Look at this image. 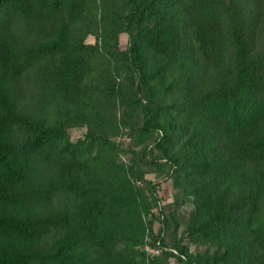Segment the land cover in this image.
Wrapping results in <instances>:
<instances>
[{
    "label": "trees",
    "instance_id": "obj_1",
    "mask_svg": "<svg viewBox=\"0 0 264 264\" xmlns=\"http://www.w3.org/2000/svg\"><path fill=\"white\" fill-rule=\"evenodd\" d=\"M263 19L264 0H0V264H264ZM150 173L178 189L184 258L142 250Z\"/></svg>",
    "mask_w": 264,
    "mask_h": 264
},
{
    "label": "rangeland",
    "instance_id": "obj_2",
    "mask_svg": "<svg viewBox=\"0 0 264 264\" xmlns=\"http://www.w3.org/2000/svg\"><path fill=\"white\" fill-rule=\"evenodd\" d=\"M20 36L18 40L22 43H27L30 38H33L31 33H29L28 29L19 30ZM257 40L259 38L264 39V19L261 22L259 28L255 31ZM95 38L92 35H88L85 39V43L87 44H94ZM257 44V47L259 46ZM129 44V37L127 34H120L119 35V46L122 50L126 49ZM31 84V83H30ZM29 90L31 93L35 91V85H29ZM87 128L79 127V128H71L68 130V133L71 137L72 141H76L80 138H83L86 134ZM116 142L122 144L123 147H126L130 143V139L126 136H120L114 139ZM145 180H149L152 182L153 190L152 193L154 194L155 200L157 201V206L154 207L151 212L150 216L146 218L151 225L152 234L156 237V245L151 246L146 244L142 250H144L148 257L154 256H161L164 252H170L174 255L181 256L184 258L179 251L173 248L174 241L179 239L182 236L183 226H180L179 229L174 232L173 224L170 225V229L166 230L164 219L165 216L171 213L174 209L172 205H174V195L178 192V189L174 187L173 182L170 178H157L154 174H145ZM139 187H143L142 182H136ZM192 205L189 202L183 203L179 208H177V212L181 217L187 218L192 211ZM147 242H151V238L149 236L146 237ZM184 245L188 246L190 252H196L197 250H202L203 247L196 248V246L192 243H189L188 240H184ZM167 264H182L178 261V259L174 256H169L167 259Z\"/></svg>",
    "mask_w": 264,
    "mask_h": 264
}]
</instances>
